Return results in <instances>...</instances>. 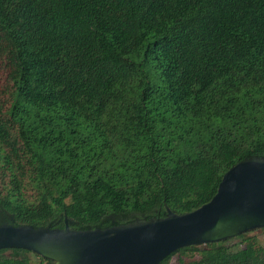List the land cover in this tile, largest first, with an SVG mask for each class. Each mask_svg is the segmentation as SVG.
Instances as JSON below:
<instances>
[{
  "label": "trees",
  "instance_id": "obj_1",
  "mask_svg": "<svg viewBox=\"0 0 264 264\" xmlns=\"http://www.w3.org/2000/svg\"><path fill=\"white\" fill-rule=\"evenodd\" d=\"M0 62V224L183 213L264 158V0H0ZM245 234L158 264H264ZM28 252L0 264L50 263Z\"/></svg>",
  "mask_w": 264,
  "mask_h": 264
},
{
  "label": "water",
  "instance_id": "obj_2",
  "mask_svg": "<svg viewBox=\"0 0 264 264\" xmlns=\"http://www.w3.org/2000/svg\"><path fill=\"white\" fill-rule=\"evenodd\" d=\"M165 210L163 217L104 228L76 229L66 217L62 227L0 224V249H25L49 264H158L181 247L264 227V158L251 155L231 165L199 207Z\"/></svg>",
  "mask_w": 264,
  "mask_h": 264
},
{
  "label": "rangeland",
  "instance_id": "obj_3",
  "mask_svg": "<svg viewBox=\"0 0 264 264\" xmlns=\"http://www.w3.org/2000/svg\"><path fill=\"white\" fill-rule=\"evenodd\" d=\"M4 76H5V67L0 62V91L2 90L4 84ZM245 236H250L255 238L258 246L262 247L263 248L262 252H264V232L261 230V228L249 230L246 232ZM224 245L228 250H234L237 248H241L244 245V242L242 240H239V238H230L228 240L226 239V241L224 240ZM4 254H8V251H5ZM26 255L32 261H37V257L33 253L28 252L26 253ZM199 256H200V251L193 252L192 254H190L189 252L186 253L176 252L170 256L167 264H188L193 260H198Z\"/></svg>",
  "mask_w": 264,
  "mask_h": 264
},
{
  "label": "flooded vegetation",
  "instance_id": "obj_4",
  "mask_svg": "<svg viewBox=\"0 0 264 264\" xmlns=\"http://www.w3.org/2000/svg\"><path fill=\"white\" fill-rule=\"evenodd\" d=\"M5 251H8V250H5ZM5 251H4V252H5ZM4 252H3V253H4ZM8 253H9V251H8ZM6 255H7V254H6Z\"/></svg>",
  "mask_w": 264,
  "mask_h": 264
}]
</instances>
